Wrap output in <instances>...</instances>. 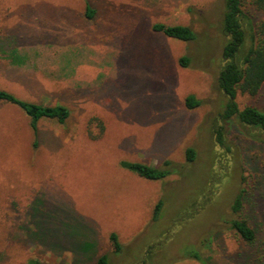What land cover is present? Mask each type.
<instances>
[{
    "label": "rangeland",
    "instance_id": "rangeland-1",
    "mask_svg": "<svg viewBox=\"0 0 264 264\" xmlns=\"http://www.w3.org/2000/svg\"><path fill=\"white\" fill-rule=\"evenodd\" d=\"M87 3L95 9L92 18ZM224 5L0 0V88L71 110L64 123L41 119L35 135L19 107L0 102V264H27L30 257L96 264L102 254L108 264H131L160 238L180 202L204 185L216 158L211 128L227 102L218 85ZM244 10L264 19L247 2ZM155 22L188 25L196 38L168 37L153 30ZM182 56L187 66L179 64ZM188 94L201 104L187 107ZM236 101L240 109L264 110V84L258 95L239 93ZM224 125L232 147L221 158L226 178L197 217L174 229L160 264H199L176 260L189 243L212 264H264V134L236 118ZM188 147L196 151L193 161L186 159ZM166 159L181 173L149 180L120 165L159 166ZM241 189V214L256 231L252 244L227 222L236 217L231 205ZM111 232L123 245L118 254ZM83 244L92 252L82 253Z\"/></svg>",
    "mask_w": 264,
    "mask_h": 264
},
{
    "label": "trees",
    "instance_id": "trees-1",
    "mask_svg": "<svg viewBox=\"0 0 264 264\" xmlns=\"http://www.w3.org/2000/svg\"><path fill=\"white\" fill-rule=\"evenodd\" d=\"M249 3L255 10L264 12V0H225L221 31L223 34L222 47V68L218 76V85L227 97V102L222 111L218 113L213 121L211 134L214 142L216 158L211 165L209 177L196 193L188 195L178 205L177 211L173 214L160 238L147 245L139 258L131 264H160L161 251L169 245L173 238L174 229L185 221L197 217L212 201L218 187L224 182L225 166L221 158L232 152V147L225 133L224 122L236 118L240 123L258 129L264 134V110L252 105L239 108L236 101L237 95L248 94L252 97L258 95L264 84V19L253 20L244 10L245 3ZM87 17L92 18L95 9L86 4ZM154 31L161 32L168 37L177 38L183 41H190L196 38V32L188 25L167 24L155 22L152 26ZM16 52H13V55ZM190 60L186 56L179 58L181 66H187ZM0 102H6L19 107L30 120V126L36 135L38 123L41 119H55L64 123L70 116L71 110L64 104H44L24 99L14 92L0 88ZM201 99L194 94L185 97V105L189 108L201 104ZM36 144V142H35ZM196 158V151L193 147L186 149L187 161ZM120 165L137 173L139 176L149 180H160L172 174H180L179 165L171 159H166L161 165L148 164L141 161L122 160ZM243 193L241 189L235 196L231 209L236 217L227 220L232 229L244 242L252 244L256 240V231L249 224L248 220L241 214L243 209ZM160 198L153 209V219H160V213L164 204ZM112 244V251L118 254L122 251L123 245L116 232L109 234ZM206 243V241H203ZM82 253L92 252L91 245L80 246ZM94 252V251H93ZM191 259L199 264H212L202 253L199 247L189 243L184 245L179 252L177 259ZM109 255L102 254L97 258L96 264H108ZM27 264H44L36 257H30Z\"/></svg>",
    "mask_w": 264,
    "mask_h": 264
}]
</instances>
